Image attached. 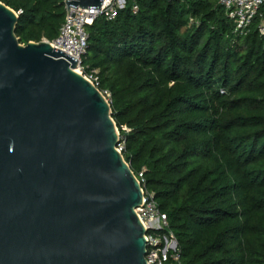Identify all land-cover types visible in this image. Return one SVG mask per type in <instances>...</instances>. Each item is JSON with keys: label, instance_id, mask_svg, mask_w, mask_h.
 <instances>
[{"label": "trees", "instance_id": "16d2710c", "mask_svg": "<svg viewBox=\"0 0 264 264\" xmlns=\"http://www.w3.org/2000/svg\"><path fill=\"white\" fill-rule=\"evenodd\" d=\"M0 1L21 11L22 44L55 39L67 14L65 0ZM87 32L83 63L110 92L126 161L168 217L174 264H264L258 21L240 36L219 0H132Z\"/></svg>", "mask_w": 264, "mask_h": 264}, {"label": "water", "instance_id": "95a60500", "mask_svg": "<svg viewBox=\"0 0 264 264\" xmlns=\"http://www.w3.org/2000/svg\"><path fill=\"white\" fill-rule=\"evenodd\" d=\"M19 18L0 1V264H148L110 99L52 43H20Z\"/></svg>", "mask_w": 264, "mask_h": 264}, {"label": "built area", "instance_id": "2783aa9c", "mask_svg": "<svg viewBox=\"0 0 264 264\" xmlns=\"http://www.w3.org/2000/svg\"><path fill=\"white\" fill-rule=\"evenodd\" d=\"M127 2L128 0H122L121 2L103 0L100 9L84 10V8L72 7L69 12L67 10L59 35L53 40L44 39V41L52 43L53 46L78 61L76 70L99 87L98 71H88L83 63V57L88 49L87 26L93 24L98 17H105L110 21L115 20L119 10L125 8ZM219 2L233 22L236 35H247L257 21L258 30L260 34L264 35V0H219ZM132 10L134 13L138 12L137 3H134ZM17 13L20 14L21 11ZM124 129L128 130L127 127H124ZM124 147L125 142L121 141L118 150L123 152ZM138 178L145 193L144 202L142 206L137 208V213L147 229L146 258L148 264H174V262H179L178 240L169 229L168 217L160 210L155 194L146 188L143 173H140Z\"/></svg>", "mask_w": 264, "mask_h": 264}, {"label": "rangeland", "instance_id": "374dc122", "mask_svg": "<svg viewBox=\"0 0 264 264\" xmlns=\"http://www.w3.org/2000/svg\"><path fill=\"white\" fill-rule=\"evenodd\" d=\"M118 2H121L122 0H117ZM132 2V0H128V3H131ZM263 11H264V7H263ZM84 65L85 66H87V64L86 63H84ZM105 93V95L109 98L110 97V92L109 91H105L104 92Z\"/></svg>", "mask_w": 264, "mask_h": 264}]
</instances>
